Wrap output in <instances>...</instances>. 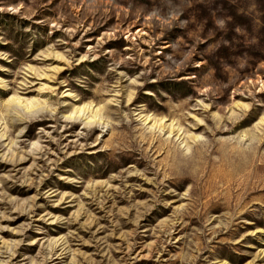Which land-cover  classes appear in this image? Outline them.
<instances>
[{
    "label": "rangeland",
    "instance_id": "374dc122",
    "mask_svg": "<svg viewBox=\"0 0 264 264\" xmlns=\"http://www.w3.org/2000/svg\"><path fill=\"white\" fill-rule=\"evenodd\" d=\"M0 264H264V0H0Z\"/></svg>",
    "mask_w": 264,
    "mask_h": 264
}]
</instances>
